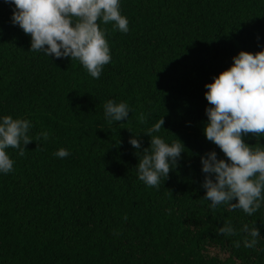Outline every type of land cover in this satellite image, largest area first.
<instances>
[{"label":"trees","instance_id":"trees-1","mask_svg":"<svg viewBox=\"0 0 264 264\" xmlns=\"http://www.w3.org/2000/svg\"><path fill=\"white\" fill-rule=\"evenodd\" d=\"M12 7L0 0V117L28 119L34 140L50 138L24 155L7 150L0 264H264V206L251 216L210 207L200 162L211 150L226 159L203 134L205 85L241 50L264 48V0H121L128 33L98 21L112 56L99 79L78 60L30 51ZM109 100L126 102L129 118L109 123ZM161 118L154 135L178 137L186 152L156 188L139 181L128 141L140 135L149 147L144 132ZM61 148L70 155L57 157ZM229 226L232 235L220 231Z\"/></svg>","mask_w":264,"mask_h":264},{"label":"clouds","instance_id":"clouds-1","mask_svg":"<svg viewBox=\"0 0 264 264\" xmlns=\"http://www.w3.org/2000/svg\"><path fill=\"white\" fill-rule=\"evenodd\" d=\"M12 7L11 22L31 38L30 51L55 59L78 60L91 77L99 79L105 65L112 60L103 24H113L122 33L129 32V20L121 12V0H3ZM229 68L214 76L207 83L205 109L207 122L203 128L206 139L218 146L225 158L215 150L200 156L204 175L203 199L210 207L230 205L249 216L264 206V145L254 148L245 142L253 134L264 137V48L255 54L241 50L232 58ZM130 107L126 102L109 100L104 105V117L109 122H122L129 118ZM161 118L147 132L150 146L143 147L140 135L128 143L136 150L139 162L136 171L139 181L146 186L159 188L172 170L179 166L186 146L178 137L166 142L160 133ZM33 127L28 119L0 117V174L14 170L15 161L9 148L24 155L32 141H47L49 133L43 131L34 140ZM55 155L66 158L65 148ZM222 233L232 235L233 229L222 227ZM252 237H259L260 230L253 227ZM256 243L253 239L247 246Z\"/></svg>","mask_w":264,"mask_h":264}]
</instances>
